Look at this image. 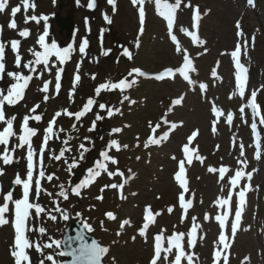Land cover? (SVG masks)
<instances>
[{"label":"rangeland","instance_id":"374dc122","mask_svg":"<svg viewBox=\"0 0 264 264\" xmlns=\"http://www.w3.org/2000/svg\"><path fill=\"white\" fill-rule=\"evenodd\" d=\"M169 1L175 3V0ZM29 3L34 4L35 8L29 7L25 10L22 0H7L5 11L0 12V43L5 45V72L0 73V92L6 95L7 89L15 83L7 72L30 74L33 77L25 89L23 99L14 106H4L6 118H16L13 122L16 135L9 139L8 145L10 150L15 148L12 153L13 163L5 165L0 160V169H3V174H0V204L3 203V195L8 191L13 192L14 199L22 197V186L13 185L12 181L17 174L22 179L26 178L27 173V146L15 147L19 143L18 136L21 134L23 118L33 115L42 117L38 122L29 120V126L38 130L37 135L31 138L37 153L34 157L37 164L33 173L35 179L40 170L39 147L43 142L44 129L53 115L63 109L75 113L83 108L89 98L95 100L91 111L80 121L63 115L57 118L54 126L56 136L48 141L43 156V170L46 176L54 174V178L52 181L46 178L41 180L44 191L38 199L33 184L30 201L41 204L46 212L53 210L57 206L53 201H57L60 209L66 212L69 218L65 220L60 212L55 211L52 212L57 216L55 221L44 213L40 218H36L33 210L30 227H44L46 234L34 239L33 231H29L30 241L33 244L50 243V238L61 241L69 220H79L89 224L93 229L92 234L103 246L110 249L103 258V264H149L154 250V233H163L164 248L168 247L167 238L170 235L184 233L182 244L186 252L195 254L193 264H213L214 250L223 248L219 243L220 228L215 217L225 211L217 206L215 201L218 197L228 196V179L237 169H242L251 173V179L243 177L233 189L229 211L233 213L235 210V194L245 185H249L244 216L234 237L231 233V222L226 223V242L230 247L223 250L222 256L228 255V264H264V124L260 123L261 141L256 146L252 143L249 128L252 119L250 107H245L243 114L240 112L241 106L247 105V97L256 91L257 102L258 97L260 101L258 106L264 116V0H253L251 4L249 0H181V5L176 10L173 34L176 35L180 47L186 49L193 60L196 70L189 73L190 79L194 81L192 84L185 81L179 73L172 79L157 80L155 76L143 77L132 72L138 67L147 72L159 73L166 67L178 69L183 64L182 55L176 52V45L170 39L163 17L157 13L154 0H145L143 5L145 20L142 34L138 14L140 6H134L132 0H115V10L108 0H94V7L91 9L88 7L89 0H29ZM17 6L20 11L12 17L11 9ZM196 6L201 18L198 29H193L192 15ZM69 9L73 11L75 22V32L71 37L63 32L59 33L52 18L55 12L65 16ZM33 15L39 22L28 19L26 23L25 17ZM105 15L111 23L105 21ZM40 17H47V20L39 19ZM12 19H15L17 24L15 29L8 27ZM237 22L240 24L239 29ZM46 25V43L55 41L61 48L72 44L73 51L63 64L52 56L49 60V70H45L41 64L35 65L36 72L30 73L23 64L35 59L33 51H43L37 40L44 33ZM182 28L197 32L199 39L205 43H194ZM25 29L30 34L21 37L19 32ZM238 31L242 32L241 36L237 35ZM84 39L88 41V45L85 53L81 54L79 45ZM13 40L19 41L20 67L15 63L17 53L11 49ZM238 42L241 44V59L249 67V82L245 86L243 98L238 94L233 81L234 61L231 52L235 50ZM124 49L131 53V59L123 54ZM104 52H107V55H104ZM78 63L81 80L76 85L70 101L69 92L73 87L72 81ZM58 68L63 71L61 87L57 94L55 76ZM213 71L216 72L215 77L212 75ZM37 76L40 78L37 79ZM125 78L135 82L123 92L119 89L102 90L96 95L95 89L100 84L109 81L116 83ZM44 81H50L48 93L40 91ZM200 83L207 85L205 92L200 90ZM45 95L50 97L47 101L44 100ZM125 96L128 97L127 100L124 99ZM180 96L184 97L182 103L173 106L171 102ZM100 104H104L105 108L101 109ZM35 105H39L36 112H30ZM213 106L219 107L224 115L214 117L211 111ZM109 109L113 110L111 116L108 115ZM228 111L233 113L231 125L227 123ZM97 115L102 118L97 120ZM214 120H217L215 133L212 131ZM93 121L95 127L90 131ZM173 123L177 125L175 129L170 127ZM157 124L160 127L153 132L152 129ZM4 126L0 123V130ZM115 128L122 130L114 133L112 130ZM61 129L63 131H60ZM197 130L198 135L190 147L195 148L205 159L203 163L193 159L191 165L185 164L188 191L184 195L186 201H192V205L181 222L183 210L178 197L183 190L175 181L174 174L178 170V161L184 159L182 148L188 142L187 137ZM164 133L168 134L167 139L145 147L150 136L159 138ZM111 140H117L121 145L128 147L119 151L108 150L106 146ZM81 144L88 149L82 159L80 153L83 149L79 147ZM241 144L244 146L243 157L240 156ZM65 147L70 150L66 151L60 160L51 158L53 155H59ZM3 149L4 146L0 145V153ZM104 150H108L109 154L119 161L118 166L108 163L109 170L115 171L118 167L124 173L123 177H109L107 173L102 172L94 182L80 190L81 195L72 194L69 184L73 174L80 170L76 185L87 176V170L101 159L99 153ZM258 152L259 158H255L254 155ZM74 160L77 164L69 171L68 166ZM238 161H247V164ZM209 166L217 169L225 166L230 171L226 173L224 180H220L218 172L208 171ZM112 183H124V199H121L120 189L106 188L103 192L100 191L104 185ZM61 185L69 190L66 200L57 196ZM100 195L103 199H96ZM148 206L153 213L160 215L155 216V222L146 230V236H141L139 229L144 223V211ZM9 207L12 209L14 206L10 203ZM169 207L173 208L171 213L167 210ZM107 212H112L116 219L106 218ZM78 213L80 215H77ZM205 214H208V220H205ZM6 215L12 219L11 213ZM193 217H196L195 222L199 228L194 237L195 247L189 249L187 233L192 228ZM125 219L129 220L130 224L121 228L120 224ZM117 232L120 235H117ZM13 240L11 223L0 227V264H14L10 256ZM111 240L114 242L112 246L103 244L110 243ZM61 250L53 246L43 249V254L37 252L35 247L27 251L31 264H40L41 260L44 264H52L46 259L47 255H53L62 264L64 258L58 255ZM163 255L162 252L158 264H167ZM174 255L173 248L169 259H174ZM181 264L188 262L185 259ZM219 264H224L222 257Z\"/></svg>","mask_w":264,"mask_h":264},{"label":"snow or ice","instance_id":"6c2138e0","mask_svg":"<svg viewBox=\"0 0 264 264\" xmlns=\"http://www.w3.org/2000/svg\"><path fill=\"white\" fill-rule=\"evenodd\" d=\"M253 0H249V3L251 4ZM22 3L24 5L25 10H27L29 7H32L33 9L35 8L34 4H30L29 0H22ZM108 3L113 5V9L115 10V0H108ZM133 5H139V21H140V33L142 34L143 32V24L145 20V10H144V3L145 0H132ZM160 4L161 0H156V5H157V13L161 16H163L166 21H167V28L169 30V36L172 42L176 45V52L182 55V60L183 64L180 68H178L176 71L179 72V74L183 77L185 81H187L189 84L194 83L190 79V72L195 71L194 63L193 60L191 59L189 53L187 52L186 49H183L180 47L179 41L177 40L176 35L173 34V26H174V14L176 10L180 7L181 5V0H175L174 4H169L164 2V11H160ZM7 6V0H0V12H4L5 8ZM187 7H191V5H185ZM88 7L91 9L94 7V0H89ZM20 11V7H13L11 9V16L15 17L16 13ZM201 16L199 13V8L196 6L193 10V15H192V25L191 27L193 29H198V22L200 20ZM28 19L31 20H36L39 22L38 18L33 15L31 17H25V22L27 23ZM39 19L47 20V17H40ZM105 21L108 23H111V20L107 15L104 16ZM8 27L10 29H15L17 27L15 19H12ZM237 28H240L239 22H237ZM182 31L185 32L186 35L190 36L192 38V41L196 44H204L205 41L199 39L197 32L195 31H188L186 29H181ZM29 31L27 29L22 30L19 32V35L21 37H27L29 35ZM238 36L242 35V32L238 31L237 32ZM48 36V29L47 25L45 26L44 33L39 36L37 40V44L40 46V48L43 51H33L32 55L35 57L34 60L29 61L28 63L23 64V67L26 69H29L30 73L36 72V67L35 65H43L45 70H49V60L50 57L55 56L56 59L63 64L68 58H70V55L73 51V45L69 44L67 47L61 48L57 45L55 41H53L51 44L46 43V37ZM18 45L19 41L13 40L11 41V49L14 53H17L15 57V63L17 67L21 66V57L18 54ZM88 45V41L86 39L82 40L80 45H79V52L81 54L85 53V49ZM246 47V45H245ZM241 52V44L238 42L237 46L234 51L231 52V56L235 62V67L237 69L236 72V88L238 90V94L240 95L241 98L244 97V91H245V84L242 79L241 73L246 72V69L244 66L239 62V54ZM104 55H107V52L103 53ZM123 54L127 56L129 59H131V53L128 51V49H124ZM5 45L3 43H0V73L5 72ZM79 68L80 65L79 63L77 64V71L76 74L74 75L72 84L73 87L69 92V100L71 101L72 96L75 92L76 85L80 82L81 77L79 75ZM63 71L62 68H58L56 71V92L57 94L59 93L60 87H61V72ZM132 72H134L138 76H144L145 73L140 71L139 69H133ZM7 75L11 77L15 83L11 84L10 87L7 89V94L5 95L4 93L0 92V123L5 125L2 130H0V145L4 146L3 152L0 153V160L3 161L5 165H8L10 163H13V155L12 153L15 151V148L9 149V139L13 136L16 135V133L13 131V122L16 119L15 116L11 118H6V113L4 110L5 104L9 106H14L16 105L21 99H23V95L25 92V89L27 88L29 82L33 79L32 75H24L19 72H7ZM131 75V73H129ZM213 77L216 76V72L213 71L212 73ZM174 72L172 69H167L162 73L156 74L155 78L157 80H162L165 79L166 77H173ZM37 79L40 77L37 76ZM93 79H95V76H93ZM135 81H128L126 78L125 79H120L116 83L112 82H106L102 83L99 86L96 87L95 93L96 95H99L102 90L107 91V90H114V89H119L121 92H123L126 88L130 87L132 83ZM49 83L50 81H44L43 86L40 88V91L44 93H48L49 91ZM199 88L202 92H205L207 90V85L204 83L199 84ZM256 96L257 92L253 91L251 93V97L247 101V105H242L240 108L241 114L244 113L245 107H250L254 113V115H259L260 114V109L258 104L256 103ZM50 97L48 95L44 96V100L47 101ZM231 98V96L229 97ZM125 100L128 99L127 96L124 97ZM184 97L180 96L179 98L173 100L171 103L173 106L175 105H180L183 101ZM95 103V100L93 98H89L87 102L84 104L83 108L80 109L79 111L73 113L70 112L68 109H63L61 111H57L54 115L53 118L48 122L47 128L44 129V138L43 142L41 143L39 147V172L38 176L34 179L33 178V173L34 170L37 168V164L34 161V157L37 156L36 151L33 148L32 145V140L31 138L35 135H37V129L30 127L29 126V120H35V121H40L42 117L40 115H33V116H25L23 118V122L21 124V134L18 136L19 143L15 146L16 148H23L27 146V155H26V161H27V173H26V178L22 179L19 174L16 175L15 179L12 181L13 185H19L22 186V197L19 199H14L13 197V192L8 191L6 194L3 195V203L0 204V227L7 225L11 223L12 228L14 229V240L13 244L10 249V256L13 258L14 264H31V259L28 254V249L35 247V250L37 252H40L43 254V249L45 248H52L55 246L56 248H61L62 245H64V250L60 251L58 255L61 256H70L72 257L71 261L69 262H62V264H103V258L107 255L109 252V248L106 246H102L99 244L98 241L95 239L91 240V242H87L85 240V236L83 234V231L78 232L77 236L74 238H68L67 241H60V240H54L51 239L50 243H35L33 244L28 236L26 235L27 232L29 231H38L41 236L46 234V229L44 227H40L39 229H33L29 225V221L32 220L33 218V210H34V215L36 218H40L41 214L44 213L48 215L49 219L55 221L57 219L56 215H53L52 212H60L61 216L63 219L67 220L69 217L64 212L60 207L58 206L57 201H53L54 204L57 206L53 210H49L46 212L45 208L41 206L39 203H34L30 201V195L33 192V184H34V191L37 199L39 198L40 194L42 191L41 186V180L42 179H47L48 181H52L54 178V174H49L46 176L45 171L43 170V156L46 150V147L48 145V141L52 139L54 136H56V132L54 131V126L56 124L57 118L60 116H68L70 118H73L76 121H80L81 118L86 115L87 112L91 111L93 104ZM39 107V105H35L32 109H30V112L35 113L36 109ZM100 108L104 109L105 105L100 104ZM118 111V110H117ZM171 111V108L169 109ZM211 111L214 115V117L219 118L224 115V112L216 106H213L211 108ZM113 114V110L109 109L108 110V115L111 116ZM102 117L97 115L96 119L99 120ZM233 121V113L231 111L227 112V123L229 125L232 124ZM167 123V120L164 121ZM182 123V122H181ZM216 123L217 120L213 121V128L212 131L215 133L216 131ZM261 124H264V117L261 118L260 120ZM76 125H73V129H75ZM95 127V121H93V128H90L89 130H93ZM160 125L157 124L155 128L152 129L153 132H155L156 128H159ZM172 129H175L177 125L175 123L171 124L170 126ZM253 133L255 134L256 131V123H253L251 125ZM122 129L120 128H115L112 131L114 133H119ZM60 131H63L61 129ZM167 133H164L162 136L159 138H156L155 136H150L148 141L145 144V147L148 146V144H159L161 143L162 140L167 139ZM198 135V130L193 131L191 135L187 137V143L183 145L182 152L184 154V159H181L178 161V170L174 174V179L179 185V187L183 190L179 197V205L181 209L183 210V214L181 216V222L186 218V213L187 210L191 207L192 201L191 200H185V195L184 193L188 191L186 187V168L185 164L187 163L188 165H191L193 159L200 161L201 163L204 162V157L200 156L198 154V151L195 148L190 147L192 145V142L194 138ZM58 138V137H57ZM87 140L88 138L85 137ZM67 144V141L64 142ZM83 151L80 153L81 159L83 158L84 152L88 151V149L85 148L83 144L79 146ZM108 150L115 149L116 151L121 150V148H127V145H121L117 140H111L108 145L106 146ZM69 148H62L59 155H53L51 158L55 160H60L66 151H69ZM108 150L101 151L99 153V156L101 159L97 160L95 163V166L92 168H89L87 170V176L80 181V183L76 184L74 187L70 189L71 193L79 196L81 195L80 190L82 188L87 187L90 183L94 182L96 177H99L102 172L107 173L109 177L120 175L123 177L124 173L119 170L117 167L115 171H110L108 168V163L112 165H117L119 164V161L112 155L109 154ZM191 153V155H190ZM240 156H244V146L243 144L240 145ZM259 158V152L257 153V157ZM139 159V158H138ZM172 159H176V157H172ZM239 163L247 164V161H238ZM67 163V161H65ZM77 162L74 160L72 164H70L69 171L73 167H75ZM208 171L210 173H219V179L224 180L226 173L230 171L229 168L225 166H221L219 169L215 167H208ZM0 174H3V169H0ZM247 176L248 179H251V173L244 172L242 169H237L235 171V174L231 176L228 179V185L229 191H228V196L225 197H218L215 203L217 206L222 207L225 209V211L222 214H217L215 219L217 223L219 224L220 228V233H219V243L223 245L222 249L214 250L213 252V264H219L220 259L222 257L224 264H228V255L224 254L222 256V252L224 249H228L230 245L226 242V235H225V227H226V222L229 217V210H230V205L233 197V189H235L239 183L240 180ZM126 182V181H125ZM106 188H111V189H120L121 190V199H124L125 197L122 194V190L124 188V183H112V184H106L104 187L100 190L101 192L104 191ZM250 186L245 185L243 189H241L239 192H237L235 195L237 197L236 199V205H235V216L234 219L231 222V233L232 236L234 237L236 232L238 231V225L241 221L242 217V211L243 207L246 203V192L249 190ZM223 190V188H222ZM47 195L51 196V193H46ZM57 196L62 197L63 199H68L69 196V190H66L63 185L60 186V191L57 193ZM96 199L102 200L103 196H97ZM12 204L14 207L10 209L9 204ZM168 212L171 213L173 211L172 207H169ZM12 214V219L10 220L9 217L6 214ZM77 215H80L79 213ZM160 215V213H153L151 211L150 206L145 208L144 211V223L142 227L139 229V235L141 236H146V230L148 229L149 225L151 223L155 222V216ZM106 218L109 220H115L116 217L112 212H107L105 213ZM193 225L192 228L189 230L187 233V247L193 248L195 247V239L194 237L196 236L197 229L199 228V225L195 222L196 217H193ZM208 214H205V220H208ZM103 224V222H101ZM130 221L125 219L121 222L120 227L124 228V226L129 225ZM82 229H86L88 232L93 231L91 226L87 224L86 222L83 223ZM117 235H120L119 232H117ZM184 233H174L171 237H168V247L164 248L162 246V238H163V233L158 234L154 237V250H153V255L149 261V264H158V262L161 260L162 252L164 253L163 255V260L167 262V264H181L182 260H187L188 264H193L194 260V253H188L184 250V246L182 244V240L184 238ZM75 239L79 241V245L76 248L72 247L71 241ZM135 239V237H133ZM173 248L175 249V255L174 259H169V254L172 253ZM46 259L48 261H51L52 264H61V262H58L53 255H47ZM115 259V258H113ZM40 264H44V261L41 260Z\"/></svg>","mask_w":264,"mask_h":264},{"label":"water","instance_id":"95a60500","mask_svg":"<svg viewBox=\"0 0 264 264\" xmlns=\"http://www.w3.org/2000/svg\"><path fill=\"white\" fill-rule=\"evenodd\" d=\"M54 18H55L57 24L60 26L61 29L65 28L67 30L68 34L72 33L74 23L72 21V13L71 12H68V15L66 17H61L59 14H55ZM81 231H83V234L85 236V240L90 243L91 240H93V238L90 235H88L86 233L85 229H82V226L79 225V223H77V222H75V223L70 222V224L68 225V227L65 230L62 241H67L68 238L76 237L77 233L81 232ZM71 243H72L73 248H76L79 245V241L75 240V239H73L71 241ZM62 246H63V250H64V245H62ZM66 257L69 258V260L67 262L71 261L72 257H70V256H66Z\"/></svg>","mask_w":264,"mask_h":264},{"label":"bare ground","instance_id":"6f19581e","mask_svg":"<svg viewBox=\"0 0 264 264\" xmlns=\"http://www.w3.org/2000/svg\"><path fill=\"white\" fill-rule=\"evenodd\" d=\"M257 103V102H256Z\"/></svg>","mask_w":264,"mask_h":264}]
</instances>
